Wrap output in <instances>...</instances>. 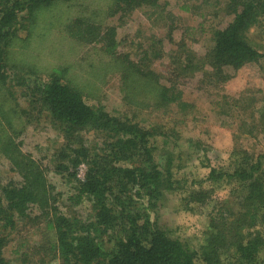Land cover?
<instances>
[{"label":"trees","instance_id":"trees-1","mask_svg":"<svg viewBox=\"0 0 264 264\" xmlns=\"http://www.w3.org/2000/svg\"><path fill=\"white\" fill-rule=\"evenodd\" d=\"M107 1L106 11L111 14H129L140 8L153 12L160 7L159 0ZM72 5L77 15L67 20L64 31L86 49L83 61L90 57L92 46L88 45L96 42L101 44V48L96 47L97 60L107 65L101 58L104 56L114 66L123 68L126 82L135 76L133 82H127L126 101L149 98L147 107L157 110L170 109L180 98L179 92L142 68L141 61L135 63L117 52L115 27L104 26L106 14L87 15L90 6L80 0H0V156L19 178L0 186V264H12L4 252L21 233L18 225L36 222H43L50 232L45 245L44 240H39L34 246L36 251L53 254L59 264H196L198 260L204 264H224V260L225 264H264V258L262 262L258 260L261 252L264 257V153L255 155L245 150L237 163L238 151L234 148L232 170L209 168L208 179L215 185H230L231 191L243 188L245 194L237 198L236 209L218 204L216 211L209 214L211 230L200 252L174 236L158 220H152V212L157 213L158 206L177 191L179 184L172 167L179 157L176 152L181 153L180 143L168 132L167 122L157 130L154 125L143 126L133 120L141 113H137L138 109L129 118L128 114L112 115L104 107L90 104L84 93L87 82L71 70L93 79L98 74L84 71L71 61L61 63L55 59L47 72L37 65L38 53L45 56L49 49L53 50L50 46L44 48L42 36L48 31L40 30L41 24L49 23V15L66 20L63 14ZM60 7L61 14L56 13ZM222 9L231 19L225 27L212 31V46L202 57L195 60L181 46L177 51L186 53L185 65L178 66L181 70L201 69L205 80L211 78L217 84L227 78L225 68L236 70L252 62L264 67V53L247 36L248 31L264 22V0H226ZM148 12V18L154 16ZM156 15L162 16L159 12ZM19 26L26 28V36L17 46L27 53L28 60L21 55L12 57L11 47L19 40ZM169 39L172 41L171 36ZM6 65L16 75L13 84L8 80L7 85ZM42 71L45 76L40 74ZM17 96L23 97L22 105ZM178 106L187 107L184 102H178ZM263 112L264 107L255 118L262 114L259 119L263 123L264 143ZM250 122L256 124L255 119ZM41 123L49 124L58 133L56 145L53 144L54 149L57 145L58 148L49 154L50 161L56 174L68 183L74 182V194L69 190L55 193L46 176L49 170L20 149L19 134ZM86 133L97 134L100 144L95 143L92 148ZM156 138L161 139L160 144ZM199 150L203 149L195 152ZM188 156L191 157L190 152ZM60 199L67 212L59 210ZM84 201L90 203L89 215L78 219L68 214ZM34 209L37 213L32 216ZM247 231H251L248 236ZM26 242L22 241L21 246L25 248Z\"/></svg>","mask_w":264,"mask_h":264},{"label":"rangeland","instance_id":"rangeland-1","mask_svg":"<svg viewBox=\"0 0 264 264\" xmlns=\"http://www.w3.org/2000/svg\"><path fill=\"white\" fill-rule=\"evenodd\" d=\"M80 2L90 6L87 15H92L93 12H99L100 16L107 15L104 26L115 27L118 40L117 52L135 63L141 61L142 68L145 67L150 70L149 72L154 73L156 80L179 92L180 98L177 103L171 105L170 109L156 110L155 107L154 109L147 107L149 98L143 100L136 97L126 101L124 93L129 87L127 82H133L135 76L126 82L123 68L114 66L111 60L104 56L101 58L107 65L97 60L96 47L101 48V44L91 42L88 45L92 46L91 53L84 62L86 49L82 48L77 39H72L71 34L64 31L67 20L77 15L73 5L67 7L68 13L63 14L65 18L67 17L66 20L62 21L55 15H49V23L46 24L44 21L41 24L40 30L47 28L48 31L42 36L43 45L46 46L44 48L50 46L53 50L49 49V54L45 56H40L38 53L37 56L40 58L37 65L39 64V67L47 72L46 69L56 62L55 59L61 63L71 61L72 64L82 67L84 71L91 70L98 74L97 79H93L85 77L84 73L81 76L76 69L71 70L73 74L87 82L84 84V93L90 104L102 106L112 115L128 114L129 118H132L133 112L138 109L137 113H141L133 120L143 126L154 125L157 130H161L160 124L167 122V128L170 129L168 132L180 143L178 148L181 153L176 152L179 157L175 158L179 161H175V167H172L174 179L179 184L177 191L169 194L168 200L158 206L157 213L152 212V220L155 218L174 236L180 237L190 248L200 252L211 230L209 214L213 213L214 209V212L216 211L218 204L236 209L237 198L245 194L243 188H233L231 191L230 185H215L208 179L209 168H230L231 153L234 148L238 151L237 163L240 162L245 150L255 155L264 153L261 134L263 123L262 119L261 122L259 119L262 114L259 118H255L259 109L264 107L263 64L261 66L252 62L236 70L225 68L223 71L227 78L218 84L211 78L205 80L201 69L191 71L188 68L181 70L178 67L180 65L183 68L186 62L184 60L186 53L177 52L179 46L185 51L188 49L191 55L195 56V60L202 57L212 46V31L215 28L225 27V23L231 19V16L226 15L222 9L226 0H159L160 7L153 9V12L161 13L160 18L152 11L148 12V8L136 9L129 14L122 12L111 14L110 11H106L109 6L107 0H80ZM147 12L154 16L148 18ZM56 13L61 14V7ZM23 14L24 12L21 13ZM19 28L17 32L19 40L11 47V53L14 54L12 57L21 55L26 58L27 53H23L17 46L20 40H25L26 28L23 29L21 26ZM170 36L172 41L169 39ZM247 36L250 43L264 53V22L248 31ZM144 51L147 52L146 55ZM19 67L23 68V66ZM206 68L210 70L209 67ZM4 70L9 77L7 85L8 80L13 84L16 75L10 70V65H6ZM14 70L18 71L16 68ZM45 72L42 71L40 74L45 76ZM17 101L22 105L23 97L17 96ZM178 102H184L187 107L178 106ZM254 119L256 124L250 122ZM57 136L58 133L53 127L41 123V125H31L19 134L17 140L22 142L20 149L24 153L40 162L44 170H49L46 176L54 186L55 193H65L69 190L74 194L72 189L74 182L68 183L67 179L56 174L50 161L49 154L58 148V145L56 149L53 147L58 140ZM86 136L92 148L96 147L95 143L100 144L97 134L86 133ZM156 140L158 144L161 143L160 138ZM199 148L203 150L195 152V149ZM189 152L191 157L188 156ZM237 163H234V167ZM229 170H232V167ZM11 180H19L18 175L10 169L9 162L0 156V186ZM201 188H204V191H201ZM195 192L197 195L191 198L192 193ZM62 202V199L58 202L59 210L67 212V207ZM89 205L88 201H84L79 206L72 207L73 210L68 214L83 219L91 213ZM32 213V216H35L37 210L34 209ZM250 223L252 224V221ZM36 224L38 223H30L29 226L24 227L21 223L18 225L21 233L11 240L4 252L12 264H59L58 258L53 254H45L44 250L36 251L37 248L34 246L38 241L44 240L42 243L45 245L47 235L50 234L43 222ZM249 232L251 231H247V236ZM244 235L246 236L245 233ZM25 240L27 242L24 248L21 242ZM263 258L261 252L258 260L262 262ZM223 262L225 264L227 260ZM196 264L204 263L198 260Z\"/></svg>","mask_w":264,"mask_h":264},{"label":"built area","instance_id":"built-area-1","mask_svg":"<svg viewBox=\"0 0 264 264\" xmlns=\"http://www.w3.org/2000/svg\"><path fill=\"white\" fill-rule=\"evenodd\" d=\"M80 176H83L84 175V172L83 171H80V174H79Z\"/></svg>","mask_w":264,"mask_h":264}]
</instances>
